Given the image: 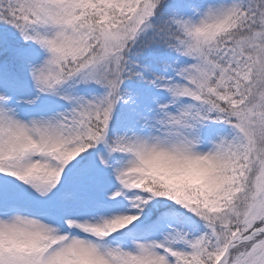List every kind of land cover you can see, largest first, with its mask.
<instances>
[{"label": "snow or ice", "instance_id": "1", "mask_svg": "<svg viewBox=\"0 0 264 264\" xmlns=\"http://www.w3.org/2000/svg\"><path fill=\"white\" fill-rule=\"evenodd\" d=\"M0 264H264V0H0Z\"/></svg>", "mask_w": 264, "mask_h": 264}]
</instances>
